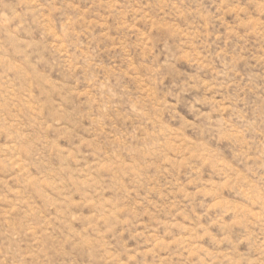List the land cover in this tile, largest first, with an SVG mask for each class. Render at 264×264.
Listing matches in <instances>:
<instances>
[{
	"label": "rangeland",
	"instance_id": "1",
	"mask_svg": "<svg viewBox=\"0 0 264 264\" xmlns=\"http://www.w3.org/2000/svg\"><path fill=\"white\" fill-rule=\"evenodd\" d=\"M0 264H264V0H0Z\"/></svg>",
	"mask_w": 264,
	"mask_h": 264
}]
</instances>
